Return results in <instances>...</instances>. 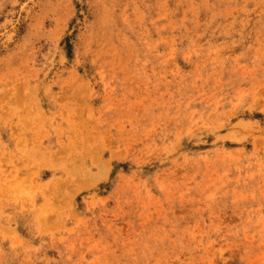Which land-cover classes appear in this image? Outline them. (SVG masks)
Segmentation results:
<instances>
[{"label":"rangeland","instance_id":"1","mask_svg":"<svg viewBox=\"0 0 264 264\" xmlns=\"http://www.w3.org/2000/svg\"><path fill=\"white\" fill-rule=\"evenodd\" d=\"M0 264H264V0H0Z\"/></svg>","mask_w":264,"mask_h":264}]
</instances>
